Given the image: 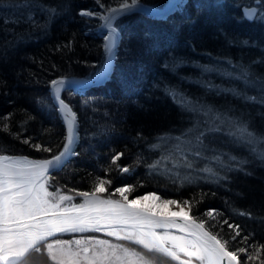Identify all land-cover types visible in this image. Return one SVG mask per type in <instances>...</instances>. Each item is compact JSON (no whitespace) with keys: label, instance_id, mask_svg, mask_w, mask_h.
I'll use <instances>...</instances> for the list:
<instances>
[{"label":"trees","instance_id":"16d2710c","mask_svg":"<svg viewBox=\"0 0 264 264\" xmlns=\"http://www.w3.org/2000/svg\"><path fill=\"white\" fill-rule=\"evenodd\" d=\"M19 2L0 0L6 6L0 7V154L48 157L64 143L61 116L50 99V81L90 77L104 60L98 19L79 13L82 9L106 12L122 0H99V4L94 0H31V8L15 7ZM141 2L163 8L169 0ZM37 5L56 9L55 16ZM175 5L160 17L139 12L119 17L115 25L121 38L108 78L82 91L62 93L77 116L74 151L78 155L50 173L49 182L52 188L77 195L91 192L99 179H106L112 183L101 194L111 198H122L118 192L110 194L131 185L134 190L127 194L129 198L154 191L163 198L190 201L189 214L228 241V249L247 248V253L237 252L240 264H245L247 255L256 254L264 245V159L260 156L264 143L236 140L227 134L225 125L222 132H205L208 150L197 157L187 143L190 134H184L218 124L219 114L264 137V105L235 94L259 95L237 77L241 67L264 60V22L242 16L243 9L264 7V3L180 0ZM29 12L44 27L26 22ZM252 70L264 76V64L252 65ZM23 140L53 152L37 151ZM117 153L123 156L113 164L111 157ZM213 156L221 157L222 163ZM188 163L193 167H187ZM117 165L130 171L121 173ZM205 167H211L215 175L201 171ZM210 210H215L212 216L206 215ZM224 220L239 225L240 236L232 239L235 232ZM90 233L95 232L59 233L49 242ZM114 241L125 247L117 248L119 255L127 250L150 256L151 264H178L148 254L131 241ZM73 246L74 253L83 249L80 244ZM83 247L88 253L93 249L89 242ZM258 256L247 264H261L264 248ZM26 264L56 262L46 253H32Z\"/></svg>","mask_w":264,"mask_h":264},{"label":"snow or ice","instance_id":"6c2138e0","mask_svg":"<svg viewBox=\"0 0 264 264\" xmlns=\"http://www.w3.org/2000/svg\"><path fill=\"white\" fill-rule=\"evenodd\" d=\"M99 4V0H94ZM257 4L264 3V0H255ZM31 0H20L15 7L31 8ZM180 6V5H175ZM0 7H6L0 5ZM40 11L49 16H55L56 9L44 8L37 5ZM101 8L104 6L101 4ZM147 6L141 0H122L119 8L110 7L106 15L89 10H81L79 15L82 17L96 16L103 21L101 27L107 30V36L103 45L104 62L102 71L93 76L91 82L107 79L112 69V62L115 58V51L120 42V33L115 21L122 16L132 14L134 11H144ZM155 14H161L159 10ZM242 16L245 20L264 22V7H247L243 9ZM18 23L19 21H11ZM33 27H44L39 21L33 18L29 12L27 21ZM5 24L9 23L7 19ZM247 44V41H243ZM70 46V45H69ZM264 64V60L252 61L251 64L243 66L237 77L245 82L249 87L256 89L258 96H248L245 93L236 92L245 101L264 105V76L254 73L252 65ZM87 82H77L61 77L50 81V99L61 112V119L66 124L65 143L58 154L50 159L29 160L27 157L13 158L0 155V262L2 264H26L28 257L32 253H46L50 260L56 264H65L64 257L72 259V264H78L75 257L79 252L71 253L70 248L66 251L58 249L60 258L58 259L54 245H71L73 241L56 239L49 242V238L57 233H85L106 231L108 236H115L118 240L131 241L142 246L148 254H159L177 261L179 264H240L237 252L247 253V248H239L236 251H229L225 245L226 240L218 238V234H213L205 230V221L197 222L196 218L189 215L191 211L190 201L178 202L174 199H163L156 193H148L137 198L129 199L128 193L134 190L131 185L118 187L114 190L123 198L122 200L104 199L97 195L108 191L106 184L111 185V180L99 179L91 192L81 191L77 195L83 198L79 204L72 203L74 196L61 194L60 190L49 191L50 171L59 169L63 166L66 159L73 155H78L73 150V144L77 139L76 133V113L72 111L68 103L61 97V92L65 87L71 88L72 85ZM169 94H172L171 92ZM43 101H38L42 103ZM85 104L88 101L84 102ZM218 124L214 123L205 129L192 128L184 134L190 139L187 143L195 149L193 155L203 157L208 145L204 143L205 132L219 133L224 131L222 126H227V134L239 141H244L250 145L264 143V137L257 136L250 131L244 124L217 114ZM5 127H7L5 125ZM23 143L30 144L37 151L53 152L52 148H44L40 144H31L29 140ZM155 148L157 145H152ZM123 156L117 153L111 157V163L115 164ZM264 159V152L260 153ZM207 158V157H205ZM211 159L222 163L219 156ZM236 160V157H231ZM7 161V162H6ZM154 167V165H149ZM187 167H193L188 163ZM119 172L127 173L129 167H120ZM203 172L215 175L211 167L201 169ZM75 191V190H73ZM68 202L65 204V202ZM162 201V202H161ZM63 205V206H62ZM170 205H177L180 211H169ZM182 205L188 206V211ZM215 210H210L206 215L212 216ZM244 215V213H241ZM177 218L182 219L179 223ZM228 228L233 229L235 235L232 239L240 236L239 225L223 221ZM169 228H177L183 235H175L167 231ZM157 229H164L158 232ZM247 240L248 237H243ZM87 240L95 241L97 245H109L112 247V256H115V249L122 248V245H111L110 241L97 240L96 237H88ZM79 245L81 240H76ZM260 248H264L261 245ZM260 248L256 249V254H249L248 260L258 259ZM84 253L89 249L84 248ZM127 251V250H125ZM183 254V259L181 258ZM141 264H150V256L141 253L136 254ZM108 249L93 254L89 264H97V261L105 262L110 260ZM119 259V258H118ZM264 264V261H261Z\"/></svg>","mask_w":264,"mask_h":264},{"label":"rangeland","instance_id":"374dc122","mask_svg":"<svg viewBox=\"0 0 264 264\" xmlns=\"http://www.w3.org/2000/svg\"><path fill=\"white\" fill-rule=\"evenodd\" d=\"M170 1V0H169ZM180 1V0H179ZM178 1V2H179ZM177 2V3H178ZM143 3V2H142ZM176 3V4H177ZM145 4V3H144ZM168 4V3H167ZM147 5V4H146ZM150 6V5H149ZM151 7H154V6H151ZM154 8H157V7H154ZM164 8V7H163ZM159 9V8H158ZM162 9V8H161ZM82 10H89V11H93V10H91V9H82ZM93 12H97V11H93ZM107 12V11H106ZM106 12H99V13H101V15H105V13ZM87 17V16H86ZM151 17V16H150ZM89 18H93V19H98V21H99V25L101 24V21L102 20H100L98 17H96V16H93V17H89ZM99 27V26H98ZM97 30H98V28H97ZM118 30H119V28H118ZM98 32L101 34V32L98 30ZM120 32V31H119ZM121 33V32H120ZM102 35V37H103V39H104V42H105V38H106V34H101ZM117 55V54H116ZM116 57V56H115ZM104 61V60H103ZM103 63V62H102ZM102 63H101V65H102ZM100 65V66H101ZM100 66H99V68H100ZM98 68V69H99ZM98 71V70H97ZM96 71V72H97ZM113 71V70H112ZM95 72V73H96ZM94 73V74H95ZM93 74V75H94ZM91 77V76H90ZM68 79L69 78H71V79H86V78H74V77H67ZM87 78H89V77H87ZM69 90V89H68ZM66 91V90H65ZM70 91H73V90H70ZM64 92V91H63ZM62 92V93H63ZM62 93H61V95H62ZM67 103V102H66ZM69 105V104H68ZM69 107L71 108V106L69 105ZM56 109V108H55ZM72 109V108H71ZM72 111H73V109H72ZM74 112V111H73ZM77 117V116H76ZM78 121V120H77ZM79 133V132H78ZM65 135H66V130L64 129V142H65ZM64 144V143H63ZM62 149V148H61ZM60 149V150H61ZM59 150V151H60ZM58 151V152H59ZM57 152V153H58ZM57 153H55V154H57ZM54 154V155H55ZM0 155H6V156H9V157H13V158H21V157H27L29 160H34V159H45V158H48V157H51V156H53V155H51V156H48V157H30V156H27V155H24V154H8V153H2V154H0ZM69 160V159H68ZM63 167V166H62ZM61 167V168H62ZM60 169V168H59ZM53 172V171H52ZM51 172V173H52ZM50 174V173H49ZM49 184H50V182H49ZM57 189H59L60 190V193L61 194H66V195H72V196H74V200L72 201V203H75V204H79V203H82L83 202V198L82 197H80V196H78V195H75L74 193H72V192H68V191H66L65 189H60V188H52L51 187V185H50V187H49V191H56ZM148 193H156V194H158L157 192H154V191H147V192H145V193H142V194H140L139 196H141V195H144V194H148ZM97 195H99V196H101L102 198H104V199H113V200H122L123 198H111V197H108V196H105V195H102L101 193H98ZM159 195V194H158ZM139 196H137V197H139ZM160 197H161V195H159ZM137 197H132V198H129V199H133V198H137ZM78 198V199H77ZM162 198V200L163 199H169V198H163V197H161ZM80 199V200H79ZM162 202V201H161ZM68 202L66 201L65 202V204H67ZM63 206V205H62ZM186 207H187V211H188V206L187 205H185ZM190 215V214H189ZM191 216V215H190ZM199 221V220H198ZM206 227V226H205ZM207 228V227H206ZM208 229V228H207ZM209 230V229H208ZM163 231H165V230H158V232H163ZM167 231H169V232H171L172 234H175V235H183L182 233H180V232H176V231H172V230H167ZM210 231V230H209ZM211 232V231H210ZM212 233V232H211ZM214 234V233H213ZM88 237H96L97 238V240H107V241H110L111 242V245H118L115 241H114V238H116L115 236H108L107 234H106V231H101V232H95V233H93V234H85V235H73V236H70V237H68V238H70V240L71 241H73V243L69 246V245H54V251H56V253H57V257H58V259L60 258V252L59 251H57L58 249H60V248H63V249H65L66 251L70 248V250H71V253L70 254H72V253H74V251H72L73 249H72V247H74L73 245L74 244H76L75 243V241L76 240H81V243H80V246L79 247H82L83 249L84 248H87V247H83V243L84 242H89L90 244H92V246H93V249H91L90 250V252L89 253H84V251H83V249H81V251L79 252V256L78 257H75V260L76 261H78V263H80V264H89V260L93 257V254L94 253H97V252H100V251H103V249L104 248H107L108 249V253H109V256L111 257V259L110 260H108V261H105V262H101V261H97V264H141V261L139 260V258L138 257H136V255H134L133 253H131V252H129V251H124V252H126V253H121L120 255L119 254H117L118 252V250L119 249H115V253H116V255L115 256H112V251H113V249H112V247H110L109 245H104V246H99V245H97L96 244V242L95 241H90V240H87V238ZM52 241H54V240H52ZM84 241V242H83ZM226 247V246H225ZM123 248H125V247H123ZM230 250V249H229ZM122 251V252H123ZM231 251H234V250H231ZM237 256H238V253H237ZM181 257H183V254H181ZM119 258V259H118ZM184 258V257H183ZM64 259H65V264H72V259H70L68 256H66V257H64ZM238 260H239V256H238ZM151 264V263H150Z\"/></svg>","mask_w":264,"mask_h":264},{"label":"water","instance_id":"95a60500","mask_svg":"<svg viewBox=\"0 0 264 264\" xmlns=\"http://www.w3.org/2000/svg\"><path fill=\"white\" fill-rule=\"evenodd\" d=\"M179 0H170L169 2H168V4L164 7V8H162V9H158V8H154V7H151V6H149V5H146L147 6V9L146 10H144V11H139V13H143V14H146V15H148V16H151V17H160V16H162L163 14H165L166 12H168L177 2H178ZM130 3V2H129ZM144 4V3H143ZM120 7V5L119 6H117V7H115V8H119ZM157 10H159V12L161 13V14H155L156 13V11ZM134 12H137V11H134ZM107 14V12L105 13V15ZM102 23H103V21H101V24L99 25V27H98V30L101 32V34H106L107 35V30L106 29H104V28H102L101 27V25H102ZM120 33V32H119ZM120 38H121V33H120ZM118 48V47H117ZM117 48H116V51H115V56H116V54H117ZM114 61H115V58L113 59V62H112V69H111V72H112V70H113V67H114ZM104 62V61H103ZM102 66H103V63H102V65L100 66V68L98 69V71L97 72H100V71H102ZM96 72V73H97ZM111 72H110V74H111ZM93 76L94 75H92L91 77H89V78H86V79H71V78H69V80H72V81H77V82H87V83H81V84H75V85H72L71 86V88L69 89V87H65L63 90H62V92L63 91H65V90H73V91H82V90H85V89H87V88H90V87H92V86H95V85H98V84H100V83H102V82H104L106 79H103V80H99V81H95V82H91L92 80H93ZM59 78H61V77H59ZM108 78V77H107ZM55 79H58V78H55ZM50 90H51V84L49 85V94H50ZM61 92V93H62ZM52 101V100H51ZM52 104L54 105V103L52 102ZM54 107L56 108V106L54 105ZM56 110H57V108H56ZM57 112H58V114L61 116V112L60 111H58L57 110ZM62 120V119H61ZM62 123H63V126H64V129L66 130V124L62 121ZM76 124H77V128H76V133H77V139H76V141L74 142V144H73V150H75V146H76V142H77V140H78V135H79V133H78V121H77V117H76ZM66 142V141H65ZM64 142V143H65ZM62 150V149H61ZM58 154V153H57ZM52 157V156H51ZM51 157H48V158H45V159H50ZM71 158V156L70 157H68L67 159H66V161L64 162V164L68 161V159H70ZM34 160H43V159H34ZM7 162V161H6ZM64 164H63V166H64ZM57 170V169H56ZM52 171H54V170H52ZM52 171H50V173L52 172ZM197 220V219H196ZM177 221L179 222V223H183V221H182V219H180V218H177ZM197 222H199L198 220H197ZM158 230H164V229H157V231ZM168 230H172V231H176V232H179V230L177 229V228H169ZM205 230H207V231H209L206 227H205ZM210 232V231H209ZM57 234H59V233H57ZM56 234V235H57ZM51 238V237H50ZM227 248V247H226ZM228 249V248H227ZM229 250V249H228ZM229 251H231V250H229ZM182 259H183V257H181ZM175 262H177V261H175ZM178 264H179V262H177ZM224 264H227V261L225 260L224 261Z\"/></svg>","mask_w":264,"mask_h":264},{"label":"bare ground","instance_id":"6f19581e","mask_svg":"<svg viewBox=\"0 0 264 264\" xmlns=\"http://www.w3.org/2000/svg\"><path fill=\"white\" fill-rule=\"evenodd\" d=\"M182 206L184 207V210L187 211V207L185 205H182ZM168 210L169 211H180V208L177 205H170ZM194 264H197V262L194 261Z\"/></svg>","mask_w":264,"mask_h":264}]
</instances>
